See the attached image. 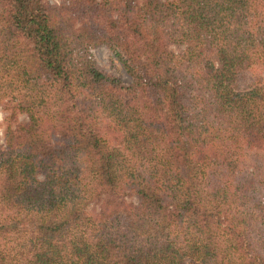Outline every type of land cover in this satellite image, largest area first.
Instances as JSON below:
<instances>
[{"label": "trees", "instance_id": "16d2710c", "mask_svg": "<svg viewBox=\"0 0 264 264\" xmlns=\"http://www.w3.org/2000/svg\"><path fill=\"white\" fill-rule=\"evenodd\" d=\"M0 113V264H264V0H0Z\"/></svg>", "mask_w": 264, "mask_h": 264}, {"label": "rangeland", "instance_id": "374dc122", "mask_svg": "<svg viewBox=\"0 0 264 264\" xmlns=\"http://www.w3.org/2000/svg\"><path fill=\"white\" fill-rule=\"evenodd\" d=\"M50 3H56L57 0H48ZM169 48L173 52H177L179 47L174 45H169ZM91 57L94 59L95 64L101 70L105 71L108 74L115 76L119 81L123 83H127L129 78L123 71L120 63L116 59V57L104 46H97L89 50ZM17 119L22 121L25 119L23 114L17 116ZM1 120V113H0ZM2 142V133L0 128V143Z\"/></svg>", "mask_w": 264, "mask_h": 264}]
</instances>
